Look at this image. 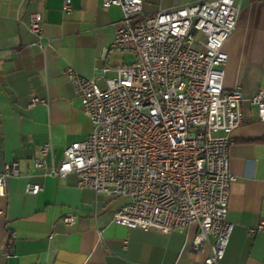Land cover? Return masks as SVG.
Returning a JSON list of instances; mask_svg holds the SVG:
<instances>
[{"label":"crops","instance_id":"0c3cea01","mask_svg":"<svg viewBox=\"0 0 264 264\" xmlns=\"http://www.w3.org/2000/svg\"><path fill=\"white\" fill-rule=\"evenodd\" d=\"M104 0H0V173L18 162L21 176L7 181L0 195V264H205L209 247L193 250L199 227L165 236L156 231L112 224L114 213L126 203L77 186V178L45 177L33 169L40 149L51 143L46 166L58 165L65 150L92 131L75 87L65 75L72 67L99 85L117 76L97 68L136 63L131 52L103 49L114 41L112 23L122 19L118 7L104 9ZM198 0H143V13L187 6ZM240 8L237 28L225 50L229 61L224 89H241L243 123L232 134L229 168L231 186L228 220L233 224L221 264H264V122L251 101L264 89V0H235ZM44 17V34L51 48L43 53L30 32L31 13ZM34 99L44 103L31 106ZM28 183L43 185L34 196ZM77 223H63L68 214ZM251 230L254 232L251 233ZM102 232V236L99 235Z\"/></svg>","mask_w":264,"mask_h":264},{"label":"built area","instance_id":"2783aa9c","mask_svg":"<svg viewBox=\"0 0 264 264\" xmlns=\"http://www.w3.org/2000/svg\"><path fill=\"white\" fill-rule=\"evenodd\" d=\"M114 6L122 19L111 25L115 38L102 59L106 62L113 51L131 52L136 63L112 67L106 62L97 68L103 76L113 69L117 73L103 87L97 76L66 68L92 131L71 144L58 165L46 166L53 147L44 145L32 167L44 170L45 177L74 175L80 189L125 199L112 224L165 236L198 225L193 250L209 247L205 264H221L234 228L228 220L236 181L229 149L244 117L242 90L224 89L225 45L236 31L240 8L235 0H198L146 15L143 0L102 4ZM71 9V0H65L64 12ZM29 28L46 53L51 40L44 34L42 13L30 14ZM41 103L34 99L31 106ZM251 103L264 122V89ZM19 176V163H7L0 173V195L7 181ZM26 189L36 196L43 185L28 183ZM77 219L71 213L63 223L72 227ZM258 230L264 231V223Z\"/></svg>","mask_w":264,"mask_h":264},{"label":"rangeland","instance_id":"374dc122","mask_svg":"<svg viewBox=\"0 0 264 264\" xmlns=\"http://www.w3.org/2000/svg\"><path fill=\"white\" fill-rule=\"evenodd\" d=\"M100 86H101V87H103V85H102V84H101Z\"/></svg>","mask_w":264,"mask_h":264}]
</instances>
